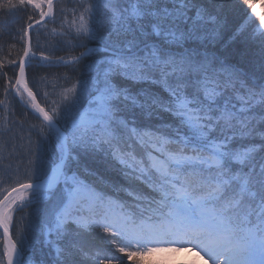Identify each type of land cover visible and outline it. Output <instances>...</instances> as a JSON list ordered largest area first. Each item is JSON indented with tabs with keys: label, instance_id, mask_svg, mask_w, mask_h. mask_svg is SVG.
I'll return each instance as SVG.
<instances>
[{
	"label": "snow or ice",
	"instance_id": "obj_1",
	"mask_svg": "<svg viewBox=\"0 0 264 264\" xmlns=\"http://www.w3.org/2000/svg\"><path fill=\"white\" fill-rule=\"evenodd\" d=\"M5 10L27 17L14 78L3 73L0 136L12 96L38 114L41 139L29 140L26 179L0 188V264H34L25 231L43 236L52 264H127L181 248L211 264H264V15L253 7L259 22L249 14L238 29L261 38L260 62L245 71L215 47L206 0H78L71 20L59 9V29L48 28L56 0H0ZM69 45L83 51L55 55ZM85 60L59 102L42 106L27 69ZM4 149L0 139V161ZM39 204V223L14 240L13 213Z\"/></svg>",
	"mask_w": 264,
	"mask_h": 264
},
{
	"label": "trees",
	"instance_id": "obj_2",
	"mask_svg": "<svg viewBox=\"0 0 264 264\" xmlns=\"http://www.w3.org/2000/svg\"><path fill=\"white\" fill-rule=\"evenodd\" d=\"M77 3L78 0H56L57 23L55 25L50 23L48 28H60V22L63 19L59 13L60 8L67 10L68 19L71 20V11ZM206 4L217 15L219 34L215 41V47L225 53L230 64L236 65L242 70H249L251 62L258 64L260 62L261 38L253 36V25H249L243 32H239L238 29L245 22L249 14L253 16L256 23L259 22V18L255 16V13H252V8L254 7L257 12L264 15V0H206ZM26 17L27 13L23 11L9 14L5 10L0 13V26H2V29H0V99L4 98L2 95L5 80L3 73L7 72L8 77L14 78L13 70L15 69V65L10 64L9 61L17 59V54L23 47L19 39L20 32L18 30L25 24ZM30 34L35 44L36 35L34 32ZM40 43L45 46L47 53V41L43 31L40 34ZM80 51H83V49L77 48L75 51H71V46L69 45L67 50L57 51L55 55L70 59L72 55H77ZM38 61L39 57H37ZM87 62V60L81 62L78 66H75V69L71 65L69 67H40L38 63H34L33 67L27 69L29 85L33 88V91L39 93L37 99L41 102L42 106L50 107L52 101L58 103L60 100L59 93L63 87L70 86L72 81L85 74V64ZM42 77H46V80H42ZM65 77H69L70 79L66 82ZM44 92L49 94L47 103H45L43 97ZM9 101L11 111L8 114V127L11 130H6L0 136V139L5 144L3 160L0 161V180L3 181L0 184V188L2 189H9L15 185L17 180L24 181L26 179L31 169V165L29 164L31 156L28 151L29 140L33 142L34 146L35 142L41 139L38 127H32V125L39 124L37 119L38 114H34L30 108H26L19 101L18 97L13 98L9 96ZM3 112L4 109L0 107V114ZM51 156L52 148L50 147V159ZM91 167L108 179H119L117 173L105 172L103 166L92 164ZM6 193L4 191L2 194L5 195ZM46 207L47 205L45 204H39L15 211L13 213V239H17V231L19 229H25L30 222L35 221L39 223L43 213H38L37 209H44ZM23 234L28 238V247L30 249V252L26 253V255H31L34 264H52L53 256L50 254L49 248L45 245L43 236L30 231H25ZM3 242L4 238L0 231V254L3 252ZM91 242L97 246H103V240L100 237H96ZM117 255L123 254L117 253ZM148 257L144 253H141L133 257L131 261H127L126 257L125 259L127 264H140L142 260L144 264H154L153 259L149 261Z\"/></svg>",
	"mask_w": 264,
	"mask_h": 264
},
{
	"label": "rangeland",
	"instance_id": "obj_3",
	"mask_svg": "<svg viewBox=\"0 0 264 264\" xmlns=\"http://www.w3.org/2000/svg\"><path fill=\"white\" fill-rule=\"evenodd\" d=\"M143 253L149 256V261L153 259L154 264H211L210 261H207L206 257H203L202 253L197 255L196 249L188 250L187 248H181L179 251L165 249L163 251ZM145 262L147 261L145 260ZM140 264H144V261H140Z\"/></svg>",
	"mask_w": 264,
	"mask_h": 264
},
{
	"label": "water",
	"instance_id": "obj_4",
	"mask_svg": "<svg viewBox=\"0 0 264 264\" xmlns=\"http://www.w3.org/2000/svg\"><path fill=\"white\" fill-rule=\"evenodd\" d=\"M6 194H7V193H6ZM6 194H5V195H6ZM0 231L2 232V230H0Z\"/></svg>",
	"mask_w": 264,
	"mask_h": 264
}]
</instances>
